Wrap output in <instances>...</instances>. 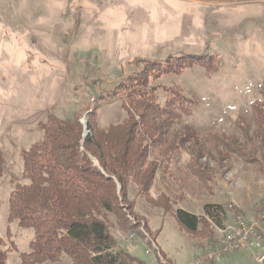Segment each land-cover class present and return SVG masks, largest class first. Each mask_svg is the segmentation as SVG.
I'll use <instances>...</instances> for the list:
<instances>
[{
	"label": "rangeland",
	"instance_id": "1",
	"mask_svg": "<svg viewBox=\"0 0 264 264\" xmlns=\"http://www.w3.org/2000/svg\"><path fill=\"white\" fill-rule=\"evenodd\" d=\"M194 56L210 67L151 77L150 87H159L162 106L171 97L167 90L193 99L195 108L182 127L213 142L199 160L189 145L172 160L153 148L150 161L160 167L150 197L163 194L175 208L197 216L206 204L233 203L253 218L264 203V138L257 135L253 110L264 91V0H0V152L6 159L0 237L6 238L10 193L24 182L21 152L43 139L41 123L51 115L67 120L81 115L86 138L88 114L95 108L101 128L126 118V93L119 87L128 78L150 63ZM234 146L248 153H232L228 148ZM128 194L136 214L131 221L138 218L144 234L145 225L157 233L154 243L153 232L145 239L140 232L112 229L135 264H193L220 235L211 226L210 239L193 237L174 216L139 196L135 185ZM11 233L3 248L9 264H19L34 233L15 226ZM211 264L261 263L252 253L232 252Z\"/></svg>",
	"mask_w": 264,
	"mask_h": 264
},
{
	"label": "trees",
	"instance_id": "2",
	"mask_svg": "<svg viewBox=\"0 0 264 264\" xmlns=\"http://www.w3.org/2000/svg\"><path fill=\"white\" fill-rule=\"evenodd\" d=\"M208 63L204 57L194 56L167 65L148 64L119 87L126 93V118L101 128L95 108L88 114L90 135L86 138L81 115L72 120L51 115L41 123L43 139L21 152L24 182L17 183L10 193L6 238L0 237V264H9L3 239L11 240L14 226L34 233L27 249L19 253V264H135L137 259L119 248L112 233L113 228L140 232L142 222L130 219L136 218L128 194L131 185L136 186L139 196L174 216L193 237L207 240L213 234L211 226L226 227L232 215L224 205L206 204L204 214L197 216L175 208L163 194L157 200L150 197L160 167L157 161H150L153 148L172 160L189 145L199 160L213 142L190 126L182 127L185 118L192 115L195 101L167 90L171 97L162 106L157 99L159 87H150L151 77L157 80L196 65L207 67ZM262 94L263 99L253 103L260 139L264 138V91ZM243 119L240 124L247 132L244 124L248 120ZM222 143L229 146L227 141ZM261 145L264 147V140ZM234 147L236 150L225 148L239 156L248 153ZM5 164V155L0 152V180ZM145 229L146 234L153 232L147 225ZM146 234L140 232L139 236L146 239ZM153 234L155 243L157 233Z\"/></svg>",
	"mask_w": 264,
	"mask_h": 264
},
{
	"label": "built area",
	"instance_id": "3",
	"mask_svg": "<svg viewBox=\"0 0 264 264\" xmlns=\"http://www.w3.org/2000/svg\"><path fill=\"white\" fill-rule=\"evenodd\" d=\"M227 209L232 215L231 222L226 227H216L220 235L206 243L209 253L193 264H211L217 257L232 252L252 253L259 263H264V203L253 218L246 217L233 203Z\"/></svg>",
	"mask_w": 264,
	"mask_h": 264
},
{
	"label": "crops",
	"instance_id": "4",
	"mask_svg": "<svg viewBox=\"0 0 264 264\" xmlns=\"http://www.w3.org/2000/svg\"><path fill=\"white\" fill-rule=\"evenodd\" d=\"M211 204H220V203H216V202H214V203H211ZM220 205H221V204H220ZM201 215H203V214H200V216H201Z\"/></svg>",
	"mask_w": 264,
	"mask_h": 264
},
{
	"label": "water",
	"instance_id": "5",
	"mask_svg": "<svg viewBox=\"0 0 264 264\" xmlns=\"http://www.w3.org/2000/svg\"><path fill=\"white\" fill-rule=\"evenodd\" d=\"M85 126H87V123L85 124Z\"/></svg>",
	"mask_w": 264,
	"mask_h": 264
}]
</instances>
